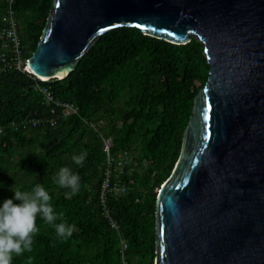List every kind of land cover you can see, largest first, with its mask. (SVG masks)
Wrapping results in <instances>:
<instances>
[{"label":"trees","instance_id":"trees-1","mask_svg":"<svg viewBox=\"0 0 264 264\" xmlns=\"http://www.w3.org/2000/svg\"><path fill=\"white\" fill-rule=\"evenodd\" d=\"M52 1L0 0V29L9 22L11 4L26 57L36 47ZM208 73L204 44L197 38L176 44L134 26L101 34L63 79L37 81L17 69L1 72L0 203L13 198L12 190L30 191L39 183L54 211L63 212L73 227L72 236L61 242L38 214L32 251L14 255L12 264H120L121 239L127 243V264H154L157 190L178 159L194 98ZM62 103L77 112L64 115ZM103 139L112 141L110 155L130 157L110 179L124 190L107 194L119 231L100 208L107 162ZM82 153L81 166L72 158ZM61 167L79 175L76 195L54 182Z\"/></svg>","mask_w":264,"mask_h":264},{"label":"water","instance_id":"water-1","mask_svg":"<svg viewBox=\"0 0 264 264\" xmlns=\"http://www.w3.org/2000/svg\"><path fill=\"white\" fill-rule=\"evenodd\" d=\"M121 26L197 38L209 64L157 190L154 264H264V0H53L28 67L63 79Z\"/></svg>","mask_w":264,"mask_h":264},{"label":"clouds","instance_id":"clouds-1","mask_svg":"<svg viewBox=\"0 0 264 264\" xmlns=\"http://www.w3.org/2000/svg\"><path fill=\"white\" fill-rule=\"evenodd\" d=\"M85 158L86 153H82L72 159L82 166ZM53 180L60 187L69 188L72 195L80 190L79 175L68 167H61ZM12 191L13 198H6L0 203V264H12L14 255L32 251L33 236L38 232V214L45 223L54 227L61 242L72 236L73 227L67 224L63 212L58 214L54 211L51 197L42 184H35L30 191Z\"/></svg>","mask_w":264,"mask_h":264},{"label":"built area","instance_id":"built-area-1","mask_svg":"<svg viewBox=\"0 0 264 264\" xmlns=\"http://www.w3.org/2000/svg\"><path fill=\"white\" fill-rule=\"evenodd\" d=\"M13 10L11 8V4L7 10V17L9 22L7 25L3 26L0 29V40L2 42V51L0 52V73L6 72L10 69H17L21 72H24L28 75H33L34 80L39 78V76L34 75L31 69L28 67L27 59L23 51V46L21 45L18 33H17V25L15 24L12 18ZM42 78V77H40ZM38 81V80H37ZM46 93V97L51 99V95L49 91L45 88L42 89ZM62 111L64 115H69L71 113L77 112V107L72 104H63L62 103ZM36 120H32V124L34 125ZM109 144H105L104 150L107 152V162L105 169V178L101 184L100 190V208L102 211V215L107 219L110 227L114 228L116 231L120 230V226L117 222L112 218L111 213L109 211L107 205V194L111 190H115V195L120 194L124 190V186H114L111 185L110 179L111 175L114 173L117 175L122 171L124 165H126L130 161V157L126 156L125 153L122 155L118 154L116 156H112L109 153ZM127 249V243L124 239L120 240V264H127V260L125 258V250Z\"/></svg>","mask_w":264,"mask_h":264},{"label":"bare ground","instance_id":"bare-ground-1","mask_svg":"<svg viewBox=\"0 0 264 264\" xmlns=\"http://www.w3.org/2000/svg\"><path fill=\"white\" fill-rule=\"evenodd\" d=\"M66 116H67V115H66ZM52 120H53V119H52ZM51 123H52V124L55 123V120H53ZM91 126L95 128V125H94V124H91ZM107 141H109V142L107 143ZM105 144H109V145L111 146L112 141H111L110 139H109V140H107V139H103V150H104V146H105ZM110 146H109V148H110ZM104 151H105V150H104ZM105 152H106V151H105Z\"/></svg>","mask_w":264,"mask_h":264},{"label":"rangeland","instance_id":"rangeland-1","mask_svg":"<svg viewBox=\"0 0 264 264\" xmlns=\"http://www.w3.org/2000/svg\"><path fill=\"white\" fill-rule=\"evenodd\" d=\"M107 140H109V139H107ZM109 141H107V143H108Z\"/></svg>","mask_w":264,"mask_h":264}]
</instances>
